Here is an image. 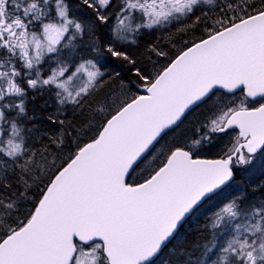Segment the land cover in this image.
Listing matches in <instances>:
<instances>
[{"label": "snow or ice", "instance_id": "snow-or-ice-1", "mask_svg": "<svg viewBox=\"0 0 264 264\" xmlns=\"http://www.w3.org/2000/svg\"><path fill=\"white\" fill-rule=\"evenodd\" d=\"M0 264H264V0H0Z\"/></svg>", "mask_w": 264, "mask_h": 264}]
</instances>
